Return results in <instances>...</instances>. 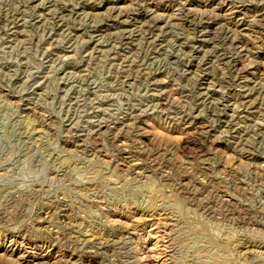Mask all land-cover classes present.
<instances>
[{"label": "rangeland", "instance_id": "1", "mask_svg": "<svg viewBox=\"0 0 264 264\" xmlns=\"http://www.w3.org/2000/svg\"><path fill=\"white\" fill-rule=\"evenodd\" d=\"M0 264H264V0H0Z\"/></svg>", "mask_w": 264, "mask_h": 264}]
</instances>
